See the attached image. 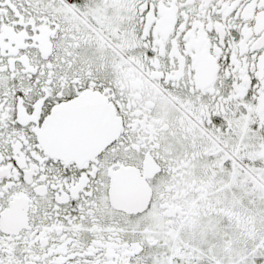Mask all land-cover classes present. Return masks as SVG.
Returning <instances> with one entry per match:
<instances>
[{"label": "snow or ice", "instance_id": "6c2138e0", "mask_svg": "<svg viewBox=\"0 0 264 264\" xmlns=\"http://www.w3.org/2000/svg\"><path fill=\"white\" fill-rule=\"evenodd\" d=\"M0 264H264V0H0Z\"/></svg>", "mask_w": 264, "mask_h": 264}]
</instances>
